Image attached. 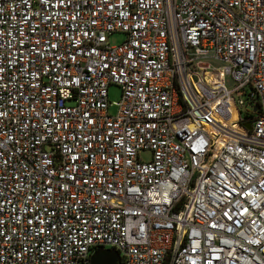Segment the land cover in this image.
Returning <instances> with one entry per match:
<instances>
[{"label":"built area","instance_id":"built-area-1","mask_svg":"<svg viewBox=\"0 0 264 264\" xmlns=\"http://www.w3.org/2000/svg\"><path fill=\"white\" fill-rule=\"evenodd\" d=\"M105 247L264 264V0H0V264Z\"/></svg>","mask_w":264,"mask_h":264},{"label":"rangeland","instance_id":"rangeland-1","mask_svg":"<svg viewBox=\"0 0 264 264\" xmlns=\"http://www.w3.org/2000/svg\"><path fill=\"white\" fill-rule=\"evenodd\" d=\"M126 35L124 32H112L108 35V42L110 45H117L121 43L125 39ZM206 62H209L213 66H220L221 63L217 61L212 60H205ZM233 81L230 78V76L225 77V85L227 88L233 87ZM121 87L116 84H110L107 89V100L110 103V106H108L107 111L110 115H115L117 113V106L115 103L120 99L121 96ZM243 100L245 99V95L240 96ZM150 154L148 152H143L140 154V158L142 160H147L149 158ZM105 249H108V247H105Z\"/></svg>","mask_w":264,"mask_h":264},{"label":"water","instance_id":"water-1","mask_svg":"<svg viewBox=\"0 0 264 264\" xmlns=\"http://www.w3.org/2000/svg\"><path fill=\"white\" fill-rule=\"evenodd\" d=\"M246 128H250L249 124H245ZM120 256L114 249H98L93 252L90 257V264H120Z\"/></svg>","mask_w":264,"mask_h":264}]
</instances>
